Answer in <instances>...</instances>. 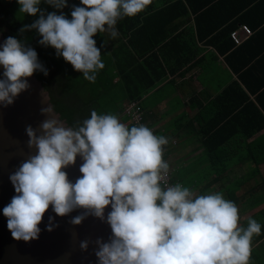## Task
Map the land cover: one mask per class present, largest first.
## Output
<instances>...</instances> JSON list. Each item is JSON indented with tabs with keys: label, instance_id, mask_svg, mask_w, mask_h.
I'll use <instances>...</instances> for the list:
<instances>
[{
	"label": "clouds",
	"instance_id": "clouds-1",
	"mask_svg": "<svg viewBox=\"0 0 264 264\" xmlns=\"http://www.w3.org/2000/svg\"><path fill=\"white\" fill-rule=\"evenodd\" d=\"M45 2L57 9L68 4ZM18 3L20 13H40L21 32L38 30L41 45L54 47L58 56L94 82L104 64L93 37L108 31L115 38L118 19L137 15L152 0H81L83 7L73 6L72 19L55 12L45 16L41 0ZM2 47L0 103L7 106L28 89L27 78L36 70L48 73L37 52L15 37H8ZM42 112L50 115L41 125L44 134L37 136L27 128L30 146L37 147L38 154L10 177L17 195L3 213L14 239H38L50 205L60 216L83 208L101 219L111 205L107 222L113 236L108 243L97 241L100 264H248L250 242L260 233V224L249 219L247 228L239 227L237 206L221 193L194 197L180 184L162 188V173L169 169L162 158L166 138L143 125L129 129L116 116L96 111L76 129L65 127L52 107ZM78 155L84 160L83 175L72 183L63 169L75 164ZM84 219L79 215L71 223ZM52 221L48 231L53 230ZM81 247L86 250L87 241Z\"/></svg>",
	"mask_w": 264,
	"mask_h": 264
},
{
	"label": "crops",
	"instance_id": "crops-1",
	"mask_svg": "<svg viewBox=\"0 0 264 264\" xmlns=\"http://www.w3.org/2000/svg\"><path fill=\"white\" fill-rule=\"evenodd\" d=\"M152 1L117 21L124 38L105 31L99 40L109 56L123 51L125 66L136 67L130 71L159 74L153 86H142L141 107L144 125L168 141L162 158L171 175L170 163L209 165L211 183L193 179L187 188L194 197L219 189L237 206L239 227L255 219L261 231L251 239L248 264H264V2ZM241 26L251 35L240 33L235 45L230 33Z\"/></svg>",
	"mask_w": 264,
	"mask_h": 264
},
{
	"label": "water",
	"instance_id": "water-1",
	"mask_svg": "<svg viewBox=\"0 0 264 264\" xmlns=\"http://www.w3.org/2000/svg\"><path fill=\"white\" fill-rule=\"evenodd\" d=\"M4 42L0 33V51ZM4 71L0 65V79L5 78ZM27 82L28 89L15 97L12 104L0 103V264H100L96 255L97 241L108 243L113 236L107 222L111 205L105 208L103 219L83 208L60 216L50 205L39 225V238L30 242L14 239L8 229V218L3 209L17 195L10 177L24 162L38 154V148L30 146L27 128L30 126L37 136L43 135L41 125L50 115L43 113L42 109L52 107L49 94L41 83L34 76L28 77ZM54 113L65 127L70 128L59 114ZM83 163V157L78 155L75 164L63 169L70 182L75 183L82 177L80 167ZM79 215H85V219L78 225L71 223ZM50 218H54L52 231H48ZM84 241L88 243L86 250L81 247Z\"/></svg>",
	"mask_w": 264,
	"mask_h": 264
},
{
	"label": "trees",
	"instance_id": "trees-1",
	"mask_svg": "<svg viewBox=\"0 0 264 264\" xmlns=\"http://www.w3.org/2000/svg\"><path fill=\"white\" fill-rule=\"evenodd\" d=\"M258 2V0H256ZM257 7L260 4H256ZM264 2V0H262ZM125 17L118 19L119 23L124 22ZM119 24H116L118 26ZM22 23L14 17L9 4L0 3V33L6 41L8 37H15L23 42L27 47L34 49L38 54V60L47 70H36L32 75L48 92L50 104L54 112L60 115L70 128L76 129L83 125V121L91 118V113L96 111L98 115H114L117 118L123 115L126 103L137 101L140 105L143 122H145L144 111L141 107L142 86H153V79L157 80L159 74L147 72L145 76L138 71H130L136 67L125 66V59L122 57L123 51L117 56L108 55L104 44L100 42L97 47L101 51V61L104 68L96 72L95 81H89L83 77L82 72L76 71L70 63H62L60 57L51 50L50 46L41 45L39 41L42 36L37 33L23 31ZM119 30L122 31L120 27ZM97 42V41H96ZM123 48V47H122ZM121 55V56H120ZM120 58V59H118ZM153 78L152 82L148 78ZM147 78L145 81L144 79ZM146 83H144L143 81ZM87 88H84V87ZM122 122L126 127H133L129 120ZM212 157L214 152L210 154Z\"/></svg>",
	"mask_w": 264,
	"mask_h": 264
},
{
	"label": "rangeland",
	"instance_id": "rangeland-1",
	"mask_svg": "<svg viewBox=\"0 0 264 264\" xmlns=\"http://www.w3.org/2000/svg\"><path fill=\"white\" fill-rule=\"evenodd\" d=\"M156 2L159 3V0H157ZM0 3H6V4L8 3L9 4L10 10H11L12 14L14 15V17L17 18L22 23V28H24L25 25L33 24L35 21H37L40 18V13L36 14L35 16L20 13L19 12L20 5L18 3V0H0ZM73 6L83 7L81 0L68 1L67 7H64L63 9H57V8L49 5L48 3H46L45 0H41V4L39 5L41 12L43 14H45V16L48 13L55 12L57 15H61V14L65 15L68 19H72L71 12L73 11ZM106 28H107V26H106ZM116 29H117V27H116ZM27 31H29V32L32 31L33 34L37 36L38 30L30 29ZM120 35L122 38L125 37L124 28H123L122 33ZM120 35L118 34V36H120ZM93 39L95 41H97L96 46L98 47L100 45V42H101L99 40L100 39L99 32L93 37ZM50 47H51L50 49L54 50L55 54L57 55L56 49L52 46H50ZM107 56H108V54H107ZM59 57H60V60L62 61V63H65V64L68 63L64 60V58L62 56H59ZM84 88H87V87L85 86ZM143 105L145 107H148L147 101H144ZM177 115H179V113ZM118 120L121 123L126 121L125 118H123L121 116L118 118ZM198 166H199V163L198 164L194 163V168H197ZM170 168L172 170V177L174 179L173 181L178 182L179 184H181L185 188H187L193 182L192 181L193 179H199L200 180V179L207 178V180H205L203 186H206L207 184L211 183V179H209V178H210V175L212 173V170H211V168H209V165L205 166V163L203 164V166L201 168H199L197 170L196 169H189V170L188 169H182V168H179V166H178V168H174V166L172 167L171 163H170ZM211 187L218 188L217 185H211ZM217 192H219V189H217L216 193ZM221 194L223 195L222 192H221Z\"/></svg>",
	"mask_w": 264,
	"mask_h": 264
},
{
	"label": "built area",
	"instance_id": "built-area-1",
	"mask_svg": "<svg viewBox=\"0 0 264 264\" xmlns=\"http://www.w3.org/2000/svg\"><path fill=\"white\" fill-rule=\"evenodd\" d=\"M240 33H242L245 38L251 35V31L245 26H241L239 30L231 32L230 38L234 42L235 45H239L242 42ZM123 115L125 118L129 120L132 126H137V127L140 125L145 126L143 122L142 111L137 101L126 103L124 106ZM149 129L155 135L154 130L151 128ZM164 162L166 161L164 160ZM162 176H163V179L161 181L162 188L171 187V186H175L176 184H179L178 182L173 181L172 175L169 169L166 174L162 173Z\"/></svg>",
	"mask_w": 264,
	"mask_h": 264
}]
</instances>
